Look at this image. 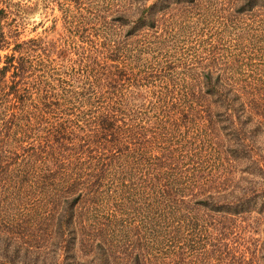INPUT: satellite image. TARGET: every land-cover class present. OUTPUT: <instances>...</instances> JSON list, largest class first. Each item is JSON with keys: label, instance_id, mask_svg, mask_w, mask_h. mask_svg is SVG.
<instances>
[{"label": "trees", "instance_id": "obj_1", "mask_svg": "<svg viewBox=\"0 0 264 264\" xmlns=\"http://www.w3.org/2000/svg\"><path fill=\"white\" fill-rule=\"evenodd\" d=\"M133 1L134 12L123 11L117 17L129 25L128 35L159 24L172 2L194 5L197 0H157L150 6L145 0ZM219 5L222 13L234 18L259 11L258 17L264 16V0H220ZM8 60L13 62L14 57ZM86 65L85 81L91 73L101 75L95 72L94 61L89 59ZM10 67L13 79L6 96L19 90L25 100L31 88L51 87L57 73L50 69L42 80L33 79L28 89L27 78L34 73L28 59L6 66L2 75ZM198 85V92L164 100L161 118L169 132L149 126L148 117L143 122L139 113L122 107L123 95L115 94L110 108L87 123L85 138L74 134L79 122L65 114L57 116L58 105L49 94L44 99L49 118L42 115L45 128H37L44 130L42 135L27 146L21 142L13 149L0 147V181L8 183L0 189L5 187L22 200L33 216L23 219L25 224L51 221L53 243L67 263L75 259L78 247L93 253L91 263L96 264H264V90L233 77L222 80L209 71L198 77ZM195 104L203 110L193 115ZM16 119L11 115L10 128L0 126L1 146L11 139ZM197 120L203 121L197 124ZM157 133H162L158 142ZM256 144L263 149H256ZM111 170H127L122 178L128 176L129 181L137 170L164 172L150 176L142 188L132 183L103 187ZM175 170L222 172L203 171L202 183L180 187L182 174L178 177ZM134 212L141 216L138 221ZM178 229L188 232L186 245L168 251L170 234ZM0 241L5 246L0 264H17L15 256L5 252L11 243L25 255H36L27 242L6 237ZM149 243L158 249L149 248Z\"/></svg>", "mask_w": 264, "mask_h": 264}, {"label": "rangeland", "instance_id": "obj_2", "mask_svg": "<svg viewBox=\"0 0 264 264\" xmlns=\"http://www.w3.org/2000/svg\"><path fill=\"white\" fill-rule=\"evenodd\" d=\"M155 1L145 0V4L150 6ZM219 1L197 0L194 5L190 1L172 2L164 9L163 20L159 24L153 28H140L128 35L129 25H122L117 17L123 11L134 12L136 4L133 0H0V10H3L0 19V70L11 64L16 66L21 59H28L34 71L33 76L27 78L25 88L28 89L33 79L42 80L50 69L57 71L51 87L31 88L27 100L14 89L6 96L13 70L10 67L6 75L0 72V126L10 128L11 115L17 117L16 123L13 122L11 139L6 147L1 143L0 147L13 149L21 142L27 146L42 135L44 130L40 132L37 128L44 129L42 118H49L45 110L48 101L44 100L49 94L52 102L58 105L57 116L65 114L73 122H79L80 127L74 129V134L85 138L87 123L95 121L103 108H110L115 94L123 95L120 99L122 107L139 113V117H148L149 126L166 133L169 126L161 118L166 105L164 100L179 99L182 92L190 90L198 92V77L203 72L219 75L222 80L233 77L235 81L251 82L264 90V16L258 17L259 11L255 16L247 13L234 18L220 11ZM10 57H14L13 62L8 60ZM89 59L94 61L95 72H101V75L91 73L85 81L83 72ZM43 89L48 91L46 95ZM118 108L115 107L116 110ZM202 110L203 107L195 104L191 113L195 115ZM118 114V117L123 115L121 110ZM145 118L143 122H147ZM203 120L195 122L199 124ZM162 133H157V142ZM3 137L0 134V139ZM152 142V146L157 145V142ZM255 147L263 149L260 144ZM191 166L192 163L188 167ZM124 171L127 170H111L101 185L116 187L121 183H132L142 188L150 176L156 178L157 174L164 172L137 170L129 181L128 176L122 178ZM203 171L222 172L175 170L176 174H182V182L178 186L202 183L199 177L205 175ZM114 177L116 180L111 186L110 180ZM7 184L1 180L0 188ZM5 187L0 189V238L27 242L34 246L32 249L36 253L35 256L25 255L11 243L5 252L15 256L13 260L17 264L21 261L25 264H96L91 263L93 253L78 247L75 248V259L64 262L63 254L53 243L56 238L51 231V221L35 226L34 222H22L23 219L31 220L33 216L21 204L22 200L10 194ZM134 215L137 221L141 217ZM19 224L21 227H16ZM174 231L165 247L168 251L177 245H186L189 236L182 229ZM3 242L0 241V253L5 249ZM149 248L158 249L152 243H149Z\"/></svg>", "mask_w": 264, "mask_h": 264}]
</instances>
